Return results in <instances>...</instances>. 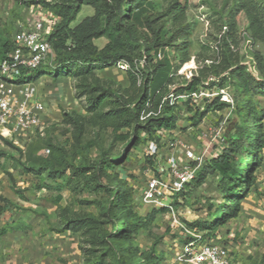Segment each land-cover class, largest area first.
Instances as JSON below:
<instances>
[{
	"label": "rangeland",
	"instance_id": "1",
	"mask_svg": "<svg viewBox=\"0 0 264 264\" xmlns=\"http://www.w3.org/2000/svg\"><path fill=\"white\" fill-rule=\"evenodd\" d=\"M31 1L38 0H0V31H3L8 39L12 37L16 25L18 31L20 23H25L27 18V8L30 5L22 6L19 2ZM46 1L63 3L64 0ZM152 1L155 17L174 12L172 8L176 7L177 3L184 7V13L178 22H167L166 17H162L158 22L166 23L164 39L169 38L178 28L184 27L191 31L188 38L181 39V42L187 40V58L185 63H182L172 74L169 91L174 87L178 89L190 83L186 78L187 75L191 77L189 80L191 82L194 78L200 79L197 89L206 88L210 92H219L222 89L220 86L222 78L228 77L230 71L228 67L231 63L247 67V72L262 79L264 68L262 66L259 70L258 65L259 61L264 65V0ZM93 14L92 7L82 6L73 26ZM255 14L258 15L259 21L252 27V18ZM107 43L106 38L94 40V44L99 49H103ZM164 53L174 62V47L166 48L162 56ZM155 57L154 62L156 59L159 60L157 55ZM122 61L129 65V72L136 76V85L130 83L127 72H122L115 66L97 69L88 76H64L57 79L50 75L55 73L52 67H42L39 78L44 77L42 82L36 83V87L43 89L47 95L44 103L47 114H51L47 117L49 128L44 137L33 139L29 143V145L34 144L33 147L30 148L28 145L24 153L29 148V152L40 148L39 155L47 156L50 152L47 145L53 143L64 146L69 155L77 153L83 155L82 160L84 159L85 165L89 167L98 163L105 152L111 157L122 158V164L116 171L119 179L135 191V212L145 219H150L152 215L154 217L138 233L132 235L130 245L137 249L139 255L154 256L157 259L156 264H177L175 256L184 240L180 232L170 226V215L167 212L147 208L140 202V188L145 180L146 170L150 167L145 160V144L140 143L137 147L129 148L136 139L135 128H124L118 132L119 136L129 137L127 141L122 142L116 138L109 117L102 116L116 106H126L125 104L139 101L144 94L145 77L142 75L137 77V65L140 64V67L146 70L153 64L150 63L148 66L145 56L142 59L135 58L133 65L126 60ZM186 63H191L194 69L180 72ZM205 83H208V86H205ZM228 87L233 103H225L227 106L222 109L208 108L216 99H218L217 105H220L219 98H214L201 108L191 105L193 109L191 112L185 107L186 105L174 107L178 117V127L175 131L178 138L196 144L201 142L200 135L204 128L224 123L227 131L234 125L236 88L232 83ZM97 88L105 90L108 99L100 110L93 112L89 109L90 99L102 93ZM248 97L252 106L264 113V96L251 93ZM158 105L156 101L150 110L156 111ZM196 110L199 111L198 113L205 111L200 123H198L199 117L195 116ZM72 118L81 120L83 126L79 143L76 139L79 129L76 128L77 124ZM140 122L145 125L147 121L140 119ZM262 133L264 135V117ZM137 137L147 138L148 135L145 131L139 130ZM222 147L224 148V144ZM220 148L216 145L214 152ZM259 156L261 165L254 173L255 184L242 200L241 205L249 198H264V191L261 190V185L264 183V149ZM22 162L27 163V160L22 159ZM22 162L17 169H14V166L12 168L16 181L22 184L20 186L22 196L27 201L24 206L18 207L28 210V213H25L27 222L21 231H16L5 239L0 238V264H89L91 260L106 252V246L101 243L99 236L105 235V232L112 228V222L101 215L100 207L104 200H108L107 193L96 189L94 184L78 176L74 177L68 186L65 185V179L55 182L48 179L46 174L40 179L33 173L26 172ZM69 175L70 173L66 177ZM218 185L219 177L209 176L203 186L189 187L185 195L175 199L174 205L183 224L192 229L193 224L203 223L210 206L216 208L223 203ZM90 217H95L98 222L92 223ZM70 220H83L86 224L82 229L69 230ZM233 225L232 220L222 226L214 233L215 238L220 243L227 244ZM235 242L237 247L245 244L239 240ZM247 249H250L251 253H247L240 261H245L247 264H264V242L247 245L244 250ZM231 252L233 253L231 255L238 254L234 250ZM103 257L105 261L103 264H116L111 255L103 254Z\"/></svg>",
	"mask_w": 264,
	"mask_h": 264
},
{
	"label": "trees",
	"instance_id": "2",
	"mask_svg": "<svg viewBox=\"0 0 264 264\" xmlns=\"http://www.w3.org/2000/svg\"><path fill=\"white\" fill-rule=\"evenodd\" d=\"M36 1L19 2L24 4H35ZM45 8L54 12L61 18L53 33L49 36V42L55 54V73H50L54 78L64 76H88L93 74L97 69L108 66H115L118 62L126 60L131 62L135 58H147L148 66L152 67L146 70L137 65V77H145L143 91L144 94L139 101L130 103L126 106H116L108 114L102 115L109 117L115 132V136L122 142L128 140V135H117L121 129L135 128L136 139L132 142L131 147H137L140 143L148 144L152 141L160 143L157 134L161 131L175 132L178 125V117L174 112V107L165 105L162 113L158 118L149 119L145 125L140 122L146 104L151 106L157 101L161 103L162 99L170 92L168 86L172 81V74L185 63L187 58V40L181 42V39L188 38L191 31L186 28H178L172 35L164 39V23H158L161 18L166 17L167 22H178L184 11L183 6L177 5L172 8L174 12L162 16H154V3L152 0H64L63 3H52L46 0L42 1ZM90 6L94 9L92 16L84 18L80 23L73 26L82 6ZM21 18V17H20ZM23 19V18H21ZM259 21L255 14L252 18V27ZM17 25L10 39L0 31V59L6 58L14 49L13 36L17 32ZM106 38L107 45L99 49L94 40ZM168 47H174V62L171 58L163 54V58L154 62L155 56L159 52H164ZM175 64H177L175 66ZM192 65L186 63L185 66ZM264 68L259 61L258 69ZM49 67V66H48ZM228 77L222 78V88H226L232 83L236 88V99L234 111L236 119L234 125L225 129L224 148L218 158L208 159V161L199 170L196 179L189 187L199 188L205 184L209 176L219 177V190L223 197V203L216 208L209 207L207 216L203 223L192 225V229L202 232L205 238H215V232L229 221L235 220L242 209V200L250 193L255 184L254 173L261 165L260 152L264 149V135L262 133V120L264 113L252 106L249 94L264 96V76L258 79L252 73L247 72V67L243 65H231ZM41 69V68H40ZM40 69L35 71L29 81L36 82L40 76ZM128 80L132 85H136L137 78L127 72ZM200 83L199 78H194L186 86L179 87L177 93H188L197 90ZM102 93L91 97L89 109L93 112L100 110L105 104L107 93L103 89ZM217 100L211 103L210 107L222 109L227 104L221 102L217 105ZM191 112V105L185 104ZM198 123L201 122L205 111L198 113ZM79 129L77 133V142L81 140L83 126L81 120L72 118ZM145 131L147 138L137 137L138 131ZM4 143L14 151L18 152L17 156L10 155L6 151L0 150V160L10 156L14 161V169L18 168L22 159L27 163L22 165L26 172L33 173L36 177L46 174L48 179L58 180L65 179V185H70L74 177L91 182L96 189L103 190L107 193L108 200H104L101 205V215L112 222V228L105 232V235L99 236L101 243L106 246V252L103 254L111 255L116 264H156L157 259L154 256L138 254L137 249L130 245L132 235L144 228L150 219L140 217L134 210L135 191L123 183L117 173V168L122 164L120 157H111L107 152L102 159L89 167L85 165L83 155L68 154L64 146L49 143L47 148L49 154L40 156L37 148L34 152L29 149L16 147L12 142L3 140ZM79 145V144H78ZM128 148V149H129ZM38 152V153H37ZM19 154V155H18ZM79 160V161H78ZM146 162L151 165L152 157L146 155ZM243 162V163H241ZM247 162V163H246ZM246 163V164H245ZM21 165V164H20ZM93 170V173H91ZM24 172V171H23ZM25 173V172H24ZM70 173L69 177L66 175ZM13 179V176H11ZM41 179V178H40ZM14 180V179H13ZM189 189V188H188ZM22 196L21 191H16ZM182 195H185L183 193ZM23 197V196H22ZM12 202L0 195V217L6 212ZM160 212H166L165 209ZM92 223L96 224L98 219L89 218ZM118 223V224H117ZM86 222L83 220L68 221L69 230L82 229ZM22 226V227H21ZM24 224L9 226L0 230V237L11 234L18 228L22 229ZM99 257L90 261L89 264H103L104 257ZM139 260V261H138Z\"/></svg>",
	"mask_w": 264,
	"mask_h": 264
},
{
	"label": "built area",
	"instance_id": "3",
	"mask_svg": "<svg viewBox=\"0 0 264 264\" xmlns=\"http://www.w3.org/2000/svg\"><path fill=\"white\" fill-rule=\"evenodd\" d=\"M42 1L38 0L27 8L25 23H20V29L13 36L15 49L0 59V139L8 140L21 149H25L33 139L44 137L49 128L46 106L38 98L36 84L29 81V77L44 66L55 68V54L49 36L61 18L45 8ZM157 58H163L161 52ZM115 67L122 72L130 70L124 61ZM186 78L191 82V77L186 75ZM204 85L208 86V83ZM176 90V87L170 90L156 111L150 110L148 102L141 120L160 116L166 104L173 107L189 104L201 108L214 98L223 103H233L229 87L216 93L206 88L188 93H177ZM225 129L224 123L204 128L201 142L196 144L178 138L175 132L161 131L157 134L160 143L152 141L146 147V155L152 157L153 163L146 170L139 192L140 202L150 209H165L170 215V226L180 232L184 240L175 256L177 264H240L216 238H205L202 232L183 224L174 205L175 199H180L188 190L208 159L220 156ZM216 145L221 148L214 152Z\"/></svg>",
	"mask_w": 264,
	"mask_h": 264
},
{
	"label": "crops",
	"instance_id": "4",
	"mask_svg": "<svg viewBox=\"0 0 264 264\" xmlns=\"http://www.w3.org/2000/svg\"><path fill=\"white\" fill-rule=\"evenodd\" d=\"M43 77L44 76L39 78L35 82V84L42 82ZM38 90V98L44 102V99L47 97V95L45 94L46 92H44L41 88H38ZM45 116L47 119V117L51 116V114H47L46 111ZM0 150L6 151L10 155L17 156L16 151L7 146L1 139ZM13 166L14 161L10 156L2 158L0 160V195L4 196L12 202V205L9 206L6 212L0 217V230L5 227H9L10 225L17 226L20 224H25V222H27V219H25V213H28V210L26 211V209L18 208L24 206L27 201L25 197H22L20 196V194L16 193V191L18 190L21 191L20 186L22 184L16 181V177L14 175L15 172L12 168ZM11 176H13L14 180L11 178ZM261 190L264 191V183H262L261 185ZM21 194L23 195L22 191ZM260 215L262 216L259 220ZM233 221L234 227L233 229H230L231 231L228 235L229 241L227 242V244L224 245L227 248L230 247L231 250H234V252L238 253L232 255L236 262L240 264H247L245 261L240 260L247 253H251V250H244V248H246L247 245L259 244L260 241L264 242V198L255 197L246 200L242 205V209L239 213V216ZM16 231L19 232L21 231V229L18 228V230H15L12 233H15ZM8 235L10 234L4 235L0 238L5 239ZM237 240L243 241L245 242V244L241 245L240 247H237V243L235 242Z\"/></svg>",
	"mask_w": 264,
	"mask_h": 264
},
{
	"label": "bare ground",
	"instance_id": "5",
	"mask_svg": "<svg viewBox=\"0 0 264 264\" xmlns=\"http://www.w3.org/2000/svg\"><path fill=\"white\" fill-rule=\"evenodd\" d=\"M188 69H194L192 65H186L184 66L183 70H182V73H184L185 71H187Z\"/></svg>",
	"mask_w": 264,
	"mask_h": 264
}]
</instances>
